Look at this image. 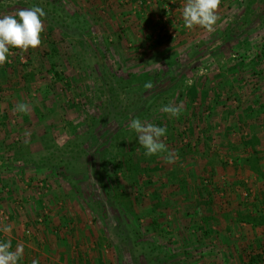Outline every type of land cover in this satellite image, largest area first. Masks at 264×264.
<instances>
[{"label": "rangeland", "instance_id": "obj_1", "mask_svg": "<svg viewBox=\"0 0 264 264\" xmlns=\"http://www.w3.org/2000/svg\"><path fill=\"white\" fill-rule=\"evenodd\" d=\"M156 4L0 0V17L46 13L41 46L10 49L0 66L2 242L57 232L58 264H264V225L235 259L166 228L174 208L198 221L200 201L239 221L264 214V0H221L212 33L186 28V0ZM170 103L178 118L162 111ZM134 118L167 128L166 153L145 155ZM196 234L190 244L206 237Z\"/></svg>", "mask_w": 264, "mask_h": 264}, {"label": "clouds", "instance_id": "obj_2", "mask_svg": "<svg viewBox=\"0 0 264 264\" xmlns=\"http://www.w3.org/2000/svg\"><path fill=\"white\" fill-rule=\"evenodd\" d=\"M220 4L221 0H186L182 12L186 28L192 29L198 26L208 33L214 32L219 19L217 13ZM45 15L46 13L42 8L33 6L31 8L18 9L15 15L0 17V66L8 62L7 58L10 49H19L21 52H27L30 48L37 49L41 46V34L44 32L42 17ZM200 74H203V69ZM186 83L190 86L193 81L189 79ZM144 87L151 89L153 84L149 81L144 84ZM182 107V105L170 103L163 106L162 111L168 113L171 117L178 118ZM16 111L27 113V104L18 103ZM129 127L137 133L140 145L146 150L145 155H159L168 151L162 139L166 137L167 128L144 123L136 118L131 120ZM25 135L28 136L30 134L25 133ZM164 158L169 163H173L176 160V157L171 153H168ZM10 231V225L4 226V233H9ZM11 249L10 241L0 242V264H18L23 255V247L18 245L15 251ZM32 264H38V261L34 260Z\"/></svg>", "mask_w": 264, "mask_h": 264}, {"label": "crops", "instance_id": "obj_3", "mask_svg": "<svg viewBox=\"0 0 264 264\" xmlns=\"http://www.w3.org/2000/svg\"><path fill=\"white\" fill-rule=\"evenodd\" d=\"M171 204L178 205L176 203H171ZM234 204H231V207H235L236 205ZM217 205L219 206V204ZM217 205L214 204L211 207L208 205H204V201L197 202L196 203L197 207H195L196 216H194L196 220H198L196 222L192 221V216L187 217V215L185 216V214L182 215V213H180V211H182L181 209L179 211L177 210L179 208H174L173 212L168 215L167 218L169 221H167L168 224L167 226L166 225L165 226L166 228L168 227V231L170 234L172 235L177 234L176 238L181 239L183 241V245H186L188 243L189 249H193L196 246L198 247L200 246V248H202L203 246H205V248L206 246H209V248L211 249H215V248L219 249L220 247V249H223L227 253V255L230 254L234 255V259H235L237 257L236 254L240 252V249L246 250V248L249 247V244H251L250 245L251 247L254 246L253 242L249 240L250 233L248 232V230L250 226L252 229H256V228L245 219H243V221H239L238 217L234 216V214H231L229 212L230 210L228 211V213L226 209L219 213L220 210L217 209ZM191 206L194 207L193 204ZM204 206L205 208L207 207L209 209L207 212H209L210 215L199 219V216L196 214L198 211L197 209H201ZM215 208L217 210H215ZM214 211L219 214H215ZM156 218L158 219V217ZM238 222H241V225H244L245 228L243 226L239 227ZM198 226L203 227V229L199 230ZM192 232L197 233L196 235L198 236L206 235V237L204 236L205 238L202 239L197 244L195 240L193 241V243L190 244L189 238L192 236L194 237V235H192ZM37 235L39 236L36 239L38 240L37 243L35 242V240L30 241L29 238L26 239L21 238L22 240H20L18 237L14 235L11 236V238L17 241L16 243L15 242L13 243L12 251H15L18 245L23 247V255L22 258L19 260L20 262L18 263L32 264V262L35 260V257H37L36 258L37 260L35 261H38V264H58L57 232H53V231L51 232L49 230H45L39 232ZM245 236L247 238L246 241L247 243L243 242ZM238 237L242 238V240L239 241V244L236 243ZM0 238H1L0 239L1 242L2 240H6L5 235H0ZM41 240H43V242H41ZM174 240H176L175 237ZM179 246L181 247V244L173 243L172 246L169 247V251L172 250L171 247L179 248ZM50 255L51 256L55 255L56 257L54 256L52 258ZM48 257L51 258V260H47ZM180 258H183V256ZM231 262L232 261H229L226 264H230ZM171 264H186V262L180 263L177 261H173ZM188 264L191 263L189 262ZM198 264H206V263L202 262ZM218 264H220V262Z\"/></svg>", "mask_w": 264, "mask_h": 264}, {"label": "trees", "instance_id": "obj_4", "mask_svg": "<svg viewBox=\"0 0 264 264\" xmlns=\"http://www.w3.org/2000/svg\"><path fill=\"white\" fill-rule=\"evenodd\" d=\"M134 1V0H133ZM137 1V0H136ZM159 1V2H158ZM157 3L158 4H162L163 5V0H157ZM158 4H156V5H158ZM161 5V6H162ZM158 6H160V5H158ZM129 12H124L123 14H125L127 17L129 16V14H128ZM151 23V22H150ZM151 25V24H150ZM157 29V25L156 24H154L151 28H149L148 30H156ZM147 38H151V35L150 36H148ZM137 77H139V76H137ZM145 77V76H144ZM139 78H141V77H139ZM146 78V77H145ZM148 80V78H146V81ZM259 104V103H258ZM247 110H250L251 108H252V106H250V105H248L247 107ZM253 140H254V143H252V147H254L259 141H258V139L257 138H253ZM258 161V158L257 157H253V158H248V159H246V162L247 163H249L250 165H251V162H257ZM85 164H86V162H84ZM69 164V163H68ZM81 165V164H80ZM69 166V165H68ZM68 166H66V168L68 167ZM135 165H131L130 166V168H133ZM38 167V166H37ZM38 169H39V167H38ZM136 169H138L137 167H136ZM52 172L54 171V168L51 170ZM250 220H249V222H251L254 226H262V225H264V214L262 213V214H257V215H255V216H253V217H250L249 218ZM157 247V246H156ZM261 256H260V254H257V255H254L253 257H251V259H250V262L252 263V264H260V258Z\"/></svg>", "mask_w": 264, "mask_h": 264}]
</instances>
